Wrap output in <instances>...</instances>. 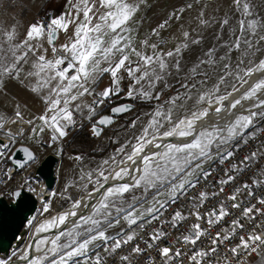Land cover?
<instances>
[{
  "label": "snow or ice",
  "instance_id": "snow-or-ice-1",
  "mask_svg": "<svg viewBox=\"0 0 264 264\" xmlns=\"http://www.w3.org/2000/svg\"><path fill=\"white\" fill-rule=\"evenodd\" d=\"M67 3L70 10L29 24L23 39L4 32L0 81L34 80L30 91L43 107L29 119L19 104L13 117L0 115V161L14 159L12 145L26 132L40 143L47 130L48 147L66 141L70 130L83 126L77 116L91 122L92 136H101L115 117L134 109L119 103L99 114L113 98L151 108L119 126L124 138L116 131L109 138L116 147L95 166L87 167L82 154L70 155L80 162L70 185L80 194L66 195L71 207L37 228L55 229L54 236L13 251L0 264H132L134 256L151 261L147 249L163 264H249L253 254L264 264V127L258 126L264 121V19L254 13L252 0H234L238 30L228 18L219 22L234 38L222 40L216 32V43L190 63L184 62L185 50L199 47L203 38L190 39L188 31L170 50L148 38L136 45L131 22L147 0ZM203 17L201 11L199 23L207 26ZM157 28L152 35L160 36ZM61 33L67 39L58 44ZM105 75L109 82L98 90ZM85 97L91 102L84 103ZM2 177L0 183L13 179L8 169ZM171 205L176 207L168 211ZM169 229L184 247L170 243Z\"/></svg>",
  "mask_w": 264,
  "mask_h": 264
},
{
  "label": "rangeland",
  "instance_id": "rangeland-1",
  "mask_svg": "<svg viewBox=\"0 0 264 264\" xmlns=\"http://www.w3.org/2000/svg\"><path fill=\"white\" fill-rule=\"evenodd\" d=\"M189 4L192 5L191 8L187 7ZM252 4L254 5V13L258 12L261 15V18L264 19V0H252ZM180 9H183V11L179 14V18L173 17L172 19H169V16L172 13L177 12ZM139 10H142V7ZM40 11H50L56 15L54 11L47 9L45 6L43 7L42 0H5V2H3V6L0 7V37H2L0 43H3L4 32L7 30L16 32L17 40L23 39L27 26L36 21V16ZM144 11L146 20H149L151 23L146 25L145 29L142 30V38H148L149 43L155 42L158 43V45L164 50H170L180 45L183 41L182 33L184 31H188L190 33V39L196 37L203 38V42L199 47L193 46L189 49L192 51V53H190L191 56L195 54V57L197 54L202 55L203 51H205L210 45L216 43L214 38V34L216 32H220L222 40L234 38L231 37L227 28L223 30L220 29L219 22L222 19L228 18L232 23L233 28L238 30V25L236 23L237 15L234 11V0H147V3L144 4ZM201 11L204 13L203 18L210 21L207 26L199 23L198 16ZM134 20L135 19H133L132 22H134ZM164 20L169 21L166 28L158 29L157 26ZM139 25L140 21L137 23V28ZM153 28H157L160 32V36L152 35ZM259 55L260 54H258V56ZM25 67L27 68V66ZM2 82L4 83V86H14L15 80H11L9 78L7 79V77H5ZM19 83L20 86L23 85L20 81ZM12 113L14 112H7L4 117L11 118ZM47 137L48 132L46 130L45 133L40 136V143H36V137H29L26 132L24 137L13 143L12 148L16 144L28 142L37 151L36 159L27 164L19 172L12 174L11 176L13 179L0 183L1 188L26 186L27 184L24 183L25 181L30 183V180H32L33 177L32 175L27 174V169H35L39 161L42 159V154L46 151V144H44L43 141L46 140ZM8 165L10 166L8 160L0 161V171H2L0 179H3V170L7 169ZM27 188L30 190L29 184L27 185ZM57 193H64L63 195L65 196L71 195L73 197H78L80 194L79 189L76 187L69 192L53 191V193L51 195L49 194L45 200H40L41 207L37 210L33 221L29 223L28 227H26L25 233L23 234V237L26 239L22 248L12 250L8 255H0V258H5L11 255L13 251L21 252L25 248V245L33 232L38 228L44 218L46 219L47 217L61 211L70 204V202L65 199V196L60 201H57ZM45 202H48V212H43Z\"/></svg>",
  "mask_w": 264,
  "mask_h": 264
},
{
  "label": "crops",
  "instance_id": "crops-1",
  "mask_svg": "<svg viewBox=\"0 0 264 264\" xmlns=\"http://www.w3.org/2000/svg\"><path fill=\"white\" fill-rule=\"evenodd\" d=\"M3 2H5V0H0V7L3 6ZM42 3L43 7L45 6L47 7V9L54 11L56 15L70 10L67 0H42ZM141 7L142 10H139L133 18L135 19L134 22H131L132 33L137 46H139L140 41L144 39L141 36L142 30L145 29L146 25H149V23H151L149 20H146L144 4H142L140 8ZM138 21H140V25L137 28ZM66 39L67 34L61 33L57 43L59 44L65 42ZM0 40H2V37H0ZM42 43L47 46L46 40ZM190 53H192V51L185 50V63H190L192 60L195 59V54L191 56ZM34 82L35 81L32 80V82L30 83L29 79H24L23 85L20 86L19 81L15 80L14 86H4V83L1 81L0 84L2 85H0V115L4 116L7 112L10 111L14 112L15 106L17 104L21 106V111L25 114V119H29L33 115H39L43 105L40 99L30 91ZM108 82V77L107 75H105L103 83L98 85V90L102 89L105 85L108 84ZM126 83L127 82L125 81V84ZM91 100L92 97L83 98L84 103H90ZM124 101L129 100L125 99L123 96L118 99L113 98L111 104H105L99 110V114L107 113L109 107ZM130 102L134 104L133 112L118 116L116 119V123L106 129L105 133L101 136H92L90 134V128L88 127L91 122L87 119H84L83 126L78 128L75 132L71 134L69 133L66 141H62L58 144L53 145L52 149L50 148L49 150L45 147L46 151L42 154V158L47 153H52L58 157V161L54 168L55 183L52 189L53 191L61 192L67 190V192H69L76 188L70 187V185H73L77 180L80 162L70 159V155H74L77 153L82 154L85 157L84 164L87 165V167L91 168L95 166V164L98 163L100 160L107 158L108 155L111 154L112 150L116 147V145L112 144L109 139L114 135L116 131L119 130L121 133L120 138H124L125 133L119 128V126L121 124H126L127 122H129L132 118H134L137 113L142 114L143 112L150 111L151 104H145L138 100H132ZM152 103L156 102L153 101ZM13 115L14 113H12V117ZM144 119L146 120L147 117H144ZM83 130H86L84 135L82 134V137H78L79 133H81ZM128 131L131 132L135 130L129 129ZM86 134L89 137V140H87V142L86 139L83 138V136L85 137ZM24 143L29 145L34 150L35 155H37V151L35 150V148H33V146H31L28 142ZM86 143L89 144L86 145ZM259 261L260 258L256 257L249 264H259Z\"/></svg>",
  "mask_w": 264,
  "mask_h": 264
},
{
  "label": "water",
  "instance_id": "water-1",
  "mask_svg": "<svg viewBox=\"0 0 264 264\" xmlns=\"http://www.w3.org/2000/svg\"><path fill=\"white\" fill-rule=\"evenodd\" d=\"M120 103H131L134 105L130 101ZM102 114H108V112ZM117 117H115V120ZM0 139L2 138L0 137ZM24 148H27L36 157L34 150L29 145L24 143L16 144L12 148L14 159L8 160L14 172H19L32 162L27 159V154L22 151ZM57 161L58 157L56 155L47 153L39 161L33 173V178L42 180L50 191L53 189L55 183L54 168ZM17 162H21L22 166L18 167ZM14 191H18L20 194L19 196L12 195L9 201L0 196V255H8L12 249L16 250L22 246L25 241L23 234L26 227L33 221L37 210L40 208L36 197L25 187L18 186L12 192ZM45 197L48 196L45 195ZM67 226L69 227V225ZM30 245H32V240L30 241Z\"/></svg>",
  "mask_w": 264,
  "mask_h": 264
},
{
  "label": "built area",
  "instance_id": "built-area-1",
  "mask_svg": "<svg viewBox=\"0 0 264 264\" xmlns=\"http://www.w3.org/2000/svg\"><path fill=\"white\" fill-rule=\"evenodd\" d=\"M52 16V15H54V13L53 12H50V11H40L38 14H37V16H36V21H42V20H44L45 19V16ZM77 122L78 123H80V124H84V119L82 118V117H80V116H77ZM259 127H264V121H261L260 122V124L258 125ZM80 128V127H79ZM78 128H75V129H72V130H70L69 131V133L71 134V133H73V132H75L76 130H77ZM252 143H254V144H257V146H258V142L257 141H252ZM48 150L51 148L52 149V147H48L47 145L45 146ZM242 147H246V146H242ZM9 166V165H8ZM262 166H264V165H262ZM221 167H223V165H221ZM253 167H255L254 165H253ZM36 169V168H35ZM35 169H32V168H28L27 169V174H30V175H32V177H33V173H34V171H35ZM1 172L2 171H0V174H1ZM15 172L14 171H12V173H11V175L12 174H14ZM262 178H264V177H262ZM40 182H42V180H40V179H38ZM229 187L230 186H225V189H226V191H228V189H229ZM15 187H9V188H1L0 187V196H3L7 201H9L11 198H12V191H13V189H14ZM52 191V193H53V190H51ZM51 193V194H52ZM64 193H57L56 195H57V201H60L65 195H63ZM214 199H218V198H214ZM238 199H243V197L241 196V197H239ZM41 207V206H40ZM176 207V205H171L170 207H169V209H168V211H171V209L172 208H175ZM165 215L167 216V212H165ZM192 220H194V218H192L190 221H189V223H191L192 222ZM155 223V222H154ZM148 231H151V229L149 228L148 229ZM169 231L172 233V238L170 239V243L171 244H173V245H175V247H184L183 245H181V244H179V243H177V241L175 240V236L178 234V233H176L175 232V230H172V229H169ZM140 236L141 237H143L144 239H147V236H144V234H143V232H141L140 233ZM138 239H139V237H138ZM133 243H135V241L133 242ZM141 246L143 247V243H142V241H141ZM165 246H167V245H165ZM189 249L191 248V246H187ZM127 250H128V246H125V249H124V253H126L127 252ZM147 252H148V254L149 255H151V257H152V260L151 261H148V260H146L145 258H143V257H141V256H134L133 257V260H132V264H142V263H144V264H163V261L162 260H159L157 257H156V254H155V251L154 250H152V249H147ZM124 253H122V254H124ZM254 257V258H253ZM253 257H250L249 258V263L253 260V259H255L256 258V256H255V254H253ZM108 264H111V260L109 259L108 260ZM118 264H119V262H118ZM184 264H188V261L187 260H185L184 261Z\"/></svg>",
  "mask_w": 264,
  "mask_h": 264
},
{
  "label": "bare ground",
  "instance_id": "bare-ground-1",
  "mask_svg": "<svg viewBox=\"0 0 264 264\" xmlns=\"http://www.w3.org/2000/svg\"><path fill=\"white\" fill-rule=\"evenodd\" d=\"M254 79H255V76L250 79V83ZM245 88H247V85H245L244 88H241V93L245 90ZM235 95L238 97L240 95V93H236ZM245 103H248V102H245ZM1 138L3 139V137H1ZM7 169L9 170V172L11 174L12 171H13V168H12L11 164H10V166L7 167ZM32 180H30V183H28L29 186H30V190L27 188V185L28 184L26 186H23V187H25L28 191H30L36 197L37 201L39 202V207H40L41 206L40 200H45L47 198V197H45V195L49 196V194L51 193V191H50V189H48L45 186V184L43 182H40L39 180H36V179L34 180V178ZM32 189H35V191H33ZM70 207H71V204H69L66 208H63L61 211H59V212H57V213H55V214L47 217L46 219L44 218V220H42L40 224L45 223L46 220H50L53 216H57L59 214H62L63 212L67 211ZM68 225L70 227L71 226V222H69ZM56 231L57 230L54 229V230L49 231V232H37V229H36L33 232V234L31 235L30 239L27 241V243L25 245V248H26V246L30 245V241L31 240H32V244H33L35 241H38L41 238L51 239L54 236V234H55ZM22 246H23V244H22ZM22 246L19 249H21ZM24 249L22 251H24ZM12 250H14V249H12ZM32 255L39 256V255H42V253L41 252L34 251V252H32Z\"/></svg>",
  "mask_w": 264,
  "mask_h": 264
},
{
  "label": "trees",
  "instance_id": "trees-1",
  "mask_svg": "<svg viewBox=\"0 0 264 264\" xmlns=\"http://www.w3.org/2000/svg\"><path fill=\"white\" fill-rule=\"evenodd\" d=\"M116 102V101H115ZM115 102H113V103H115ZM86 132V130H83L81 133H79V136L78 137H82V134L84 135V133ZM83 138L84 139H86V142H87V140H89V137H88V135L86 134V136L84 137L83 136ZM83 142V141H82ZM89 143H86V145H88Z\"/></svg>",
  "mask_w": 264,
  "mask_h": 264
}]
</instances>
